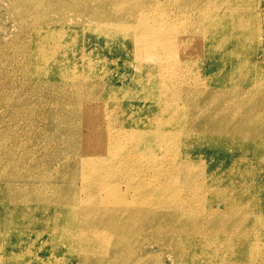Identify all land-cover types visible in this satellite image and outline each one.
I'll use <instances>...</instances> for the list:
<instances>
[{"label":"bare ground","instance_id":"1","mask_svg":"<svg viewBox=\"0 0 264 264\" xmlns=\"http://www.w3.org/2000/svg\"><path fill=\"white\" fill-rule=\"evenodd\" d=\"M0 7L28 39L13 51L22 85L55 105L61 135L34 140L39 152L0 144V264H264V72L247 51L249 4Z\"/></svg>","mask_w":264,"mask_h":264},{"label":"rangeland","instance_id":"2","mask_svg":"<svg viewBox=\"0 0 264 264\" xmlns=\"http://www.w3.org/2000/svg\"><path fill=\"white\" fill-rule=\"evenodd\" d=\"M225 0H221L223 2ZM246 2L249 4L250 12L253 14L254 21L257 26L256 36L250 35L249 39L253 42V45L248 43L247 51L253 50L257 55L255 56L257 61L254 65L255 72H264V0H234ZM231 2V1H230ZM229 2V3H230ZM3 4V0H2ZM231 4V3H230ZM12 15L6 9L0 7V144L5 146H12L14 140L18 139L23 143V146L28 147L20 150L21 152H39L37 150L32 151L34 146V140H41L43 138L48 139L51 136L56 138L60 137L57 130L56 123L50 119V114L55 108L51 102H46L38 96V89L34 84L27 83L22 85L23 65H19L13 59V51L16 46L28 45L27 38L19 39V27L13 22ZM18 27V28H17ZM252 62L255 58L251 59ZM49 101V98L47 99ZM31 109H28V108ZM21 110L20 115L15 117L20 121L14 122L13 113L14 110ZM31 114L34 117V121L23 119L24 115ZM45 121V122H44ZM32 122V124H30ZM33 129H32V128ZM45 133V134H43ZM0 148V152H1ZM38 153L34 154L37 157ZM50 156H52L50 154ZM51 163H56L52 160ZM6 167L1 165L0 169ZM8 181L6 177H0V198L4 195ZM10 185V184H9ZM8 185V188L10 186ZM20 189L13 188V202H21ZM8 201L6 198L0 200V202ZM0 229V238L5 232ZM6 248H0V256L5 255Z\"/></svg>","mask_w":264,"mask_h":264}]
</instances>
